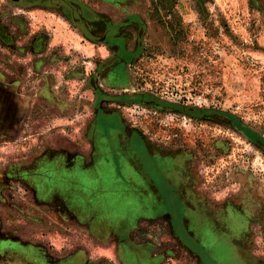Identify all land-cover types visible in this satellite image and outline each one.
Returning <instances> with one entry per match:
<instances>
[{"label": "rangeland", "instance_id": "rangeland-1", "mask_svg": "<svg viewBox=\"0 0 264 264\" xmlns=\"http://www.w3.org/2000/svg\"><path fill=\"white\" fill-rule=\"evenodd\" d=\"M40 36L44 40L38 44ZM2 46L29 54L12 67L25 64L30 74L35 64L41 72L56 73L58 85L65 87L58 97L69 106L57 110L50 107L48 92L41 102V91L24 88L18 95L26 116L11 121L0 115L7 118L0 119V264H22L27 246L42 248L52 258L83 253L90 264H117L112 251L74 223L63 202L51 206L34 186L51 183L49 171L55 165L46 158L40 162L38 153L50 155L68 142L85 149L83 132L92 122L83 115L122 119L108 96L113 92L104 88L111 62L130 73L132 87L143 88L137 100L173 107L158 99L168 85L208 98L210 106L178 134L192 155L198 191L215 219L235 223V242L246 243L250 260L264 264V0H0V75L9 59ZM7 76L16 80L12 73ZM129 93L116 100L126 103ZM146 125L154 138L175 134ZM37 163L43 179L35 175ZM161 188L175 201L164 184ZM57 190L69 191L59 184ZM165 219L144 223L140 241L163 249L180 237L195 264H214L182 224L176 223L178 235H173L165 229ZM205 228L192 232L209 253L222 264H238L233 239L220 240L214 228Z\"/></svg>", "mask_w": 264, "mask_h": 264}, {"label": "crops", "instance_id": "crops-1", "mask_svg": "<svg viewBox=\"0 0 264 264\" xmlns=\"http://www.w3.org/2000/svg\"><path fill=\"white\" fill-rule=\"evenodd\" d=\"M125 75L131 77L127 70ZM108 80L111 88L124 83L116 71ZM85 145L82 149L81 145L67 143L50 155L43 151L37 154L40 162L44 158L55 162L49 171L51 183L44 188L40 182L34 184L39 197L51 206L54 201L63 202L74 223L100 247L112 251L117 264H164L165 251L158 252L160 249L153 242H140L138 238L144 223L167 217L176 210L174 201L165 197L162 184L173 189L182 227L192 234L189 214L197 200V173L191 156L185 152L171 155L128 129L113 114L95 115ZM37 166L38 163L35 175L43 179L39 174L43 171ZM58 184L69 190L67 195L57 190ZM139 211L142 216L138 217ZM23 250L22 264H90L83 253L52 258L42 248L27 246ZM245 250L249 251L248 247ZM208 254L215 264L221 263Z\"/></svg>", "mask_w": 264, "mask_h": 264}, {"label": "flooded vegetation", "instance_id": "flooded-vegetation-1", "mask_svg": "<svg viewBox=\"0 0 264 264\" xmlns=\"http://www.w3.org/2000/svg\"><path fill=\"white\" fill-rule=\"evenodd\" d=\"M43 25H47V24L43 23ZM38 40H39L38 41V44H39V42L40 41L42 42V40H44V39H43V37L40 36V37H38ZM16 48L17 47L15 46V49L12 50L10 47L2 46V49H1V53L4 54L5 56H8L9 59L7 62H4L5 63L4 69L6 70V72H2V75H0V115L2 116L3 114H5L7 117H9L11 119V121L22 120L26 116L25 108H24V104H23L24 99H21L20 95H18V93L20 94V92H18V91L23 90L24 88H26L27 90H29V92L31 91L34 94L39 93V91H41V95L39 94L40 95L39 100L41 102L43 100H46V93L48 92L50 94V97H51V99H49L50 100V107H51V105H54L57 110H58L59 105H65L66 104L69 106V103L67 102V100L63 102L58 97L57 91L64 89L65 87L63 88L62 85H60V86L58 85V81H57L58 76L52 70L46 71V72H41L35 68V64H34V65H31V67H30L31 73L29 74L28 68H27V66H25V64L23 66H19V65H16L15 67L11 66L12 63L13 64H15V62L18 63L21 59H24V61H25L26 55H29L26 52L21 53V51L17 50ZM11 58H13V61ZM16 58L18 59V61L15 60ZM21 64H23V63H21ZM116 65H117V63L115 64V62H111V64H109V66L106 67V68L109 67L107 71L110 73L105 75V78H104V88L107 91L109 90V91L113 92L112 95L108 94V96H112L113 99L112 98L111 99L114 103H116L115 106L119 110L122 119H120L118 117H116V118L120 122H122L128 129H130L131 131L136 133L138 136H140L142 138H147L151 142H153L154 144H157V145L165 148L166 150H168L169 153H172L171 155H173L175 153H179V152L180 153H184V152L187 153L188 155L191 156V162L195 166V164L192 161L191 153L185 150L184 140H183L182 136L178 134V133H184L185 130H179V129L178 130L177 129L170 130V128H163L161 125H159V121H160V117H162L166 112L171 111V110H176V111H180L181 113L188 115L192 120V125H194V123L196 122L195 116L198 112H201L202 109H195V108H191V107L185 108L183 106L176 105V104L173 107L169 106L168 108L163 109L162 107H160L158 102L155 103V102H153L152 99L143 100L140 98V100H137V97H136V96H138L137 91H142L143 88H139L138 87L139 84L133 85V87H132L133 82H132L131 77L129 78L125 75L124 69L115 68ZM113 71H116V74L118 73V76L120 74L121 81L122 82L124 81L123 85L120 87L121 89L118 87L111 88V87H109V85H107L109 83L108 79H111L113 77ZM9 73H12L15 75V77H14L16 79L15 81L9 80L10 77L7 76V75H9ZM32 75L34 77L30 78ZM114 75H115V73H114ZM62 77L64 79H68L67 75H63ZM22 78H24V80H26V81H24V82L21 81ZM105 79H106V83H105ZM19 81H21V82H19ZM123 87H125V89H123ZM9 91H11V92H9ZM126 91L128 93L130 92L129 94H132L131 95L132 97H130L128 101H125L126 103L121 102L119 100H116L117 96H119V95L122 96L123 92L125 93ZM133 94H135V95H133ZM15 96H18L17 98L19 100H17V98L15 99ZM11 97H13V98H11ZM158 99L162 100L161 97ZM88 107H90V106H88ZM134 107H141V108L145 109L147 111V113H149L150 115H147L146 117H141V118L132 117L129 114V112H130V109H133ZM99 114H101V113H99ZM99 114H97V115H99ZM95 115L96 114H94V113L92 116H90L89 114L83 115V117H84L83 119L85 121L92 122L91 120L94 119ZM101 115H103V114H101ZM0 119L5 120L7 118L6 117H0ZM138 119L145 120V121L144 122L142 121L143 123L139 124ZM146 123L149 126H152L153 128H156V129L162 128L164 130H170V131L175 130L174 131L175 134L172 136L173 138H169L167 136L165 138H163V137L154 138L149 134L150 132H149L148 125H146L148 128L144 129L143 124H146ZM91 127H92V125L90 126V129H91ZM11 128L12 127L10 126V129ZM162 129H160V130H162ZM88 132H89L88 130L83 132L84 133L83 134L84 135L83 136L84 143H85L86 133H88ZM179 136H181V137H179ZM155 139L157 140V142H154ZM68 144H69V142H68ZM61 145L63 146L65 144L63 143ZM196 173H197V181L195 184V190L197 193V198H196L197 200L194 201V203H193L192 214L191 213L189 214L190 223H191V225H190L191 233L193 234L192 229L195 231H197L200 228L206 229L205 226H206V224H208L217 231L218 237L220 240H223L222 236H224V237L230 236L233 239V243H230V244L234 245V251L237 255L236 259L238 258V261H237L238 264H256L255 261L250 260V258L248 257V255H250L249 251L245 250V248L248 247V245L246 243H241V244L236 243L234 240V234L236 233L237 225L235 223L229 221V220H227L226 222H224V221L220 222V220L218 221L217 219H215V215L211 211V208L205 202V200L202 198L200 192L198 191V184H199L200 179L198 176V169L197 168H196ZM164 186H166V185H164ZM166 187L168 188V190H170V192L173 194L174 199H175V193L173 192V189L172 188L169 189L168 186H166ZM162 190L165 193V197L168 200H170L168 194H166L167 192H165L166 190L165 189H162ZM174 204H175L176 210L172 211L171 215H169L167 217H163V218H166L163 223H164L165 229L170 234L178 235V230L176 229L175 225H176V223L181 224V222H180L181 221V215H180L181 211H179L177 209L175 201H174ZM188 212L189 211H187V214H188ZM179 217H180V219H179ZM192 219L195 220V223L191 221ZM231 226L235 227L234 232L231 231ZM220 229H222V230H220ZM185 232H186L185 234H187L190 239L194 240L197 244H200V246H202V249L206 252V254L209 253V251L203 246V244L200 242V240L194 234L192 236V234L190 235L187 231H185ZM211 234H212V236L215 235L214 233H211ZM177 237H179V236H177ZM179 239L180 240H177L174 237V239H172V241H171L174 243H171V244L164 246L163 249H160L158 252H160L161 250H163V252L165 251L164 261L167 264H195L193 261L192 255L189 252L190 250L186 246V243L183 242L182 238L179 237ZM138 240L140 241V238H138ZM208 256H209V254H208ZM209 258H210V256H209ZM174 261H175V263H173ZM211 261L213 262L212 259H211ZM196 262H197V264H200L198 261H196Z\"/></svg>", "mask_w": 264, "mask_h": 264}, {"label": "built area", "instance_id": "built-area-1", "mask_svg": "<svg viewBox=\"0 0 264 264\" xmlns=\"http://www.w3.org/2000/svg\"><path fill=\"white\" fill-rule=\"evenodd\" d=\"M160 97L168 100L172 104L180 105L185 108L206 109L210 106L208 98L201 94H197L186 87H172L171 85H168L160 91ZM129 114L135 118L150 115L141 107L130 109ZM159 125L164 128L185 130L192 126V120L188 115L181 113L180 111L171 110L160 117ZM173 263H175V261Z\"/></svg>", "mask_w": 264, "mask_h": 264}]
</instances>
